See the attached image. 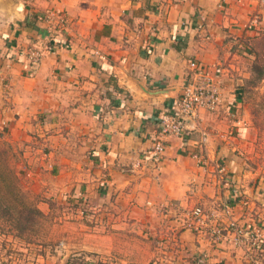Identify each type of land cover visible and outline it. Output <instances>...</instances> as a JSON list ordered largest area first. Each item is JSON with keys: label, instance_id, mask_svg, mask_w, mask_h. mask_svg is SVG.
I'll return each mask as SVG.
<instances>
[{"label": "crops", "instance_id": "crops-1", "mask_svg": "<svg viewBox=\"0 0 264 264\" xmlns=\"http://www.w3.org/2000/svg\"><path fill=\"white\" fill-rule=\"evenodd\" d=\"M53 12L62 26L45 20ZM255 16L261 24L259 0H0V139L25 149L39 211L70 210L45 264H252L246 247L181 230L196 205L259 227L262 250L252 251L264 264V185L240 180L232 145L239 53ZM30 49L42 53L35 71ZM189 61L223 67V108L165 138L159 164L134 169L190 80ZM84 200L93 209L81 217Z\"/></svg>", "mask_w": 264, "mask_h": 264}, {"label": "rangeland", "instance_id": "rangeland-1", "mask_svg": "<svg viewBox=\"0 0 264 264\" xmlns=\"http://www.w3.org/2000/svg\"><path fill=\"white\" fill-rule=\"evenodd\" d=\"M44 18L46 21L56 22L59 27L65 23L63 12L49 13ZM260 19L261 24H256L257 16L250 21L254 32L243 41L244 48L239 53L241 75L235 86L238 102L232 109L233 118L239 121V124L234 127L235 141L232 144L239 156V178L247 185L257 184L258 186L264 185V16ZM37 53L35 60L31 58L30 61L28 60L27 64L31 71L37 70L40 65L42 53ZM220 87L223 100L222 85ZM220 108H223V104ZM149 149L140 156L144 162L139 159L134 169H142L143 165H146L145 160L155 165L161 162L163 157L158 163L146 158L150 156ZM24 150H18L8 141L0 139V264H45L43 257L50 255L55 246L61 247L66 236L64 232L69 230L66 221L70 210L66 206H54L50 208L47 215L41 213L31 217L32 219L27 218L30 216L28 210L37 208L38 198L41 199L44 196L36 195L30 190L31 185L38 179L30 178L29 174L33 170L28 168L23 157ZM48 156L51 158V155ZM49 158L41 159L44 167L48 166L50 169ZM195 207L201 208L203 214L210 217L208 222L201 227L198 226L197 229L188 227L193 221L191 213ZM90 208L93 209L84 200L80 206L76 205L74 214L84 217L90 212ZM180 225L181 230L189 231L196 237H208L211 243H225L238 248L246 247L251 252L247 253L248 261L252 264H262L255 260V253L252 251L257 250V247L262 250L260 247L263 245V234L259 227L246 228L236 221H225V218L222 219L217 211L208 210L202 205H196L188 210ZM241 232H249V234L241 235ZM250 234L255 237L251 238ZM261 255L264 256V253ZM103 259L99 256L98 264H101Z\"/></svg>", "mask_w": 264, "mask_h": 264}, {"label": "built area", "instance_id": "built-area-1", "mask_svg": "<svg viewBox=\"0 0 264 264\" xmlns=\"http://www.w3.org/2000/svg\"><path fill=\"white\" fill-rule=\"evenodd\" d=\"M264 4V0H260ZM29 58L35 60L38 56L36 51L29 50ZM189 68L192 76L188 83L184 85L180 96L172 102L166 112L158 117V129L155 134L152 146L149 149L150 156L146 158L158 163L163 157L165 145L164 140L170 136L181 137L193 130V122L197 120L201 112H215L221 110L220 105L223 104L220 81L222 80L223 67L220 64H212L206 66L196 61H189ZM207 143L206 133H202L199 141L201 148ZM195 159H199L200 155L194 153ZM216 168L222 172L223 168L217 165ZM203 210L195 207L192 210L191 217L193 221L188 227L203 226L204 223L210 220L208 215L203 214ZM249 234V232L241 235ZM251 238L255 236L251 235ZM254 242V241H253Z\"/></svg>", "mask_w": 264, "mask_h": 264}, {"label": "trees", "instance_id": "trees-1", "mask_svg": "<svg viewBox=\"0 0 264 264\" xmlns=\"http://www.w3.org/2000/svg\"><path fill=\"white\" fill-rule=\"evenodd\" d=\"M29 212V214H30V216H28L27 218H31V217H33L34 215H41V212L39 211V209H37L36 207H34V208H32V209H30V210H28ZM32 219V218H31Z\"/></svg>", "mask_w": 264, "mask_h": 264}]
</instances>
